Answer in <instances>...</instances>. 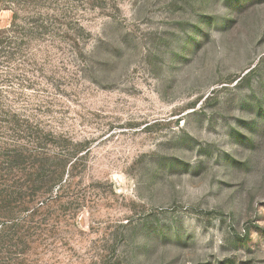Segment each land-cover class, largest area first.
<instances>
[{
  "label": "rangeland",
  "instance_id": "374dc122",
  "mask_svg": "<svg viewBox=\"0 0 264 264\" xmlns=\"http://www.w3.org/2000/svg\"><path fill=\"white\" fill-rule=\"evenodd\" d=\"M0 264H264V0H0Z\"/></svg>",
  "mask_w": 264,
  "mask_h": 264
}]
</instances>
